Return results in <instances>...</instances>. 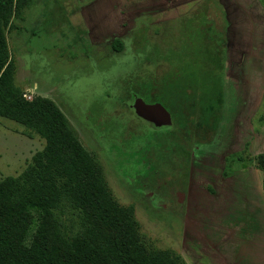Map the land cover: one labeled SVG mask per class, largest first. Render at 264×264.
Masks as SVG:
<instances>
[{"label":"rangeland","instance_id":"374dc122","mask_svg":"<svg viewBox=\"0 0 264 264\" xmlns=\"http://www.w3.org/2000/svg\"><path fill=\"white\" fill-rule=\"evenodd\" d=\"M23 15L14 21L19 31L6 33L14 83L26 100L47 98L63 113L113 201L133 209L144 246L178 255L182 264H264V193L251 161L264 151V0H33ZM107 37L129 38L128 53L114 52ZM129 63L135 70L127 75L120 67ZM203 77L228 87L212 122L225 127L217 158L231 159L228 177L216 174L218 191L200 212L178 211L175 194L165 208L150 209L135 191L146 172L131 173L134 159L110 140L129 146L131 133H149L126 106L130 91L169 109L161 99L168 81ZM43 145L38 134L0 117V180L19 177ZM241 170L257 189L252 217L227 206L232 181L245 193Z\"/></svg>","mask_w":264,"mask_h":264},{"label":"trees","instance_id":"16d2710c","mask_svg":"<svg viewBox=\"0 0 264 264\" xmlns=\"http://www.w3.org/2000/svg\"><path fill=\"white\" fill-rule=\"evenodd\" d=\"M32 1L0 0V117L44 140L43 148L31 157L19 177L0 180V264H182L178 255L144 246L133 209L113 201L97 161L79 143L59 108L44 97L26 100L14 83L6 33L19 31L14 21H23L24 10ZM128 41L116 38L110 41V47L116 53H128ZM125 60L127 56L120 58L119 65ZM120 68L128 75L135 65ZM203 79L168 81L161 99L169 106L166 109L171 125L149 128L146 135L131 133L129 146L121 147L131 159L143 163L146 174L154 173L156 168L151 160L154 151L144 153V142L161 135L163 140L204 146L224 133L225 127L218 129L212 122L218 103L222 100L223 105L226 100V93L221 98V92L228 87ZM114 81L117 84L118 79ZM130 94L138 95L135 91ZM235 160L242 158L236 155ZM251 161L261 173L264 193V151L252 156ZM230 163L227 159L224 174Z\"/></svg>","mask_w":264,"mask_h":264},{"label":"flooded vegetation","instance_id":"af4514ba","mask_svg":"<svg viewBox=\"0 0 264 264\" xmlns=\"http://www.w3.org/2000/svg\"><path fill=\"white\" fill-rule=\"evenodd\" d=\"M103 40L104 43L110 45V41L113 39L111 38L110 40V37H107ZM135 97H140L145 103H148L140 95L131 96V100L128 101V105L126 106L131 110L133 115L135 114L129 104ZM165 110L168 112L170 117V123L167 125L155 126L151 122H148L136 115L135 116L146 123L150 129H161L162 127L170 126L172 123L169 111L166 108ZM158 132L163 134V131ZM112 133L113 131L110 132V135L113 136V138L119 136L116 133L115 134L117 136H114ZM221 138L222 136L215 140L211 145L206 144L204 146L201 144L197 145L194 142L189 141L163 140L161 135L154 141L142 142L145 146L144 153L152 152V150L154 151V155L151 160L155 162L156 169L154 173H150L149 176L145 173L141 175L144 180L139 179V185L135 188L136 193L142 194L143 198H145V203L153 210H161L165 208V203L169 201V196L175 194V207L178 208V211L182 212L183 210L184 213L200 212L203 207L206 206L207 200L210 199L212 195L216 194V190L218 191L217 182L215 181L216 174L220 175L221 178L226 179L228 177L223 173L226 167L225 154L220 157L218 156L217 158L218 153L221 151V146H223ZM110 142L115 145L113 146L114 149L117 147L119 148H117L119 153H126L121 149V147H126V145H124V142L126 141L120 142L117 140H110ZM127 142L129 143L130 141L128 140ZM116 143H120L121 146H118ZM113 150H110V152ZM183 151H185L184 154L188 153V155L184 156L182 154ZM111 155L110 156L112 157L114 163L115 161H118L117 159L119 158L117 157L116 159L115 157L116 153ZM181 158L184 159L181 161ZM132 162L131 173L137 175L141 169L144 170L145 167L142 165L143 163L141 164L136 160H132ZM220 163L221 166L217 169ZM115 165L118 173L124 176L123 171H119V165L116 163ZM184 168H186L185 176L183 173ZM144 172L147 171L144 170ZM232 174H234V172H232L231 175ZM232 182L233 185L229 188V190L232 194L231 197L233 198V202L227 206H231V209L233 210L236 207L240 208L242 203L240 193L236 189V182ZM218 183H221V181ZM146 188H148V190H146ZM183 193L184 201L182 200ZM145 194L148 198L144 196Z\"/></svg>","mask_w":264,"mask_h":264},{"label":"water","instance_id":"95a60500","mask_svg":"<svg viewBox=\"0 0 264 264\" xmlns=\"http://www.w3.org/2000/svg\"><path fill=\"white\" fill-rule=\"evenodd\" d=\"M129 106L133 109L136 116L151 122L155 126L170 123L168 112L158 102L145 103L140 97H135Z\"/></svg>","mask_w":264,"mask_h":264},{"label":"crops","instance_id":"0c3cea01","mask_svg":"<svg viewBox=\"0 0 264 264\" xmlns=\"http://www.w3.org/2000/svg\"><path fill=\"white\" fill-rule=\"evenodd\" d=\"M239 172V176L241 175L242 178H239L244 186L243 190H245V193H241L240 197H241V202H242V206L241 207H244V209H240V208H235L233 209V211H241V210H244V211H250V213L248 215H250V217H252V215L254 214L253 213V210L258 206L256 204L257 202V189H255L253 187V181H252V178L249 177L248 175V172L247 170L246 171H238ZM233 179H235V174H233ZM238 180V179H237ZM246 189L248 190V192L250 194H247L246 192ZM263 212V211H262Z\"/></svg>","mask_w":264,"mask_h":264},{"label":"built area","instance_id":"2783aa9c","mask_svg":"<svg viewBox=\"0 0 264 264\" xmlns=\"http://www.w3.org/2000/svg\"><path fill=\"white\" fill-rule=\"evenodd\" d=\"M22 96H24V94Z\"/></svg>","mask_w":264,"mask_h":264}]
</instances>
